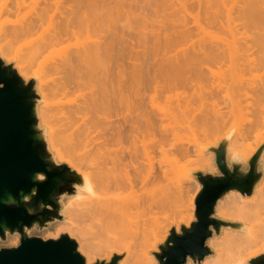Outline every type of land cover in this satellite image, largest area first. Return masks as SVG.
I'll return each mask as SVG.
<instances>
[{"label":"bare ground","instance_id":"1","mask_svg":"<svg viewBox=\"0 0 264 264\" xmlns=\"http://www.w3.org/2000/svg\"><path fill=\"white\" fill-rule=\"evenodd\" d=\"M149 1L153 0H0V57L10 56L15 52L14 67L18 75L24 79H27L34 66L39 64L38 70L35 71L38 75L37 89L44 104L39 105L38 109L35 107V116L40 118V124L47 129V150L53 153L55 160L67 162L79 176V181L75 184V193L68 198L66 207L62 208L60 204L63 224L60 231L69 229L64 222L69 215L98 221L99 237L102 242L100 252L110 254L124 252L118 264H157L152 254L156 249V243L160 241L156 217L150 218L148 227L142 223L133 228L128 219L131 208L126 203L129 195L140 192L148 183L153 187L151 204L156 203L159 178L151 159L146 156L145 137L157 136L161 141H168L175 136V130L170 125L172 122L181 117L184 123L187 122L189 125L190 121L204 119L210 110L212 111L209 117L205 118L206 124L209 123L207 120L211 119L210 127L217 129L220 124L226 123L224 114L222 115L218 108L205 111L206 115L202 114L204 118H200L201 115L195 116L196 113L192 110L194 108L190 106L193 102L192 97H184L176 101L174 106L166 109L156 104L154 99L158 95H163L168 101L170 95L167 94L178 85L179 76H183V83L191 89L193 79L192 75L188 74L191 71L193 74V70L194 74L204 73L201 66L205 59L212 61L213 67L217 66V68L218 63L222 66L228 61L232 70L236 71L235 68L240 65L239 61H244L245 56L247 58L251 46L258 45L260 49L256 47L261 50V55L256 50V53L253 52L256 63L255 59H252V52L245 60L249 69L256 64L260 67L264 66L263 0L239 2L241 4L237 8L238 11L240 10L238 19L241 18L240 22L244 23L242 32H238L234 25H230L232 21H230L231 11L228 4L229 7L224 6L229 11L225 14L224 32L221 30L222 27L220 28L224 35L226 34L224 37H216L217 39H212L214 40L212 42L209 38L208 47H202L199 52L193 50V53L186 56L182 55L184 49L182 52L176 51L177 55L180 53L179 58L175 57L174 53L170 60L171 54H169L167 58L165 56L167 60L164 62L159 61L161 52L157 51V44L163 40L160 44L161 50L166 48V42L170 40V36H173L176 28H179L173 23L174 21H170L173 18L175 20L176 16L177 22L181 25L184 19H181L182 14L178 16V11L185 9L186 1L184 3L181 0H159L156 4V0L150 2L152 7ZM210 1L196 0L198 6L196 7L202 9L199 14L203 15L204 22H209L206 25L210 24L211 27L212 21H216L219 19L217 17L224 13L220 14L222 10V12L210 11ZM144 4H148L147 6L151 8L154 19L159 12L163 14L164 21V16H172V19L168 17L170 18L168 19L170 24L167 22L168 27L159 30L155 27L146 33L143 26L146 14ZM219 4L224 5V0H220ZM175 5L179 6V10L174 8ZM175 12L177 14H174ZM242 19L244 22L241 21ZM157 21L154 20V23ZM196 22L200 29V23ZM133 24L138 27L137 33L131 32ZM160 25L157 28H160ZM244 27L247 28L244 30ZM249 27L251 30L248 29ZM134 31L136 32L135 27ZM180 31H177L178 34L184 36V30ZM186 36L189 38L190 35ZM186 36L184 39H188L185 38ZM254 37L255 41L252 39ZM178 40L175 38L174 41L177 43ZM202 40H199L200 43L204 42ZM133 41L137 42L139 49H134L136 44H133ZM146 41L150 42L151 49L146 47L149 55L142 58L144 51L142 54L139 51L144 49L146 44L143 45L142 42ZM164 41L165 48H163ZM193 41L191 40V46L196 44H193ZM168 43L172 44L171 40ZM14 44L21 45L16 49V46H12ZM22 46L24 47L21 48ZM166 51L163 54H166ZM140 59L141 61L138 62ZM34 60L36 64L33 66ZM30 67L31 72L28 70ZM207 68L203 67L205 70ZM208 71L213 73V69ZM258 86L256 93L264 96V78ZM255 100L253 99V103ZM258 102L260 103V101L255 102L257 112L254 111L256 114L253 115V121L246 128L248 132L264 125V105L259 107ZM193 104L196 105L195 102ZM195 122L198 123L196 120ZM195 122L193 121V124ZM42 134L44 138V131ZM65 134L71 136L67 137ZM74 136L77 140H74ZM63 137L67 143L62 139ZM70 139L74 141L71 142ZM61 144L65 148L61 147ZM67 144L68 147L70 146L68 149H66ZM75 148L80 150L77 151ZM183 153L188 154V151L184 149ZM145 165L147 171L143 172ZM197 188L199 189L200 186ZM223 196L216 202L215 209L220 218L235 222L236 228L225 227L220 238H209L208 246L211 248V254L207 255L201 264H247L248 257L260 251V248H254L255 244L264 241V179L253 189L250 196L239 192H230L229 195ZM154 205L151 208H154ZM191 220L189 219L184 225L188 226ZM8 235L9 233L6 232V236ZM77 248L85 256V264H90L97 255L84 238H80Z\"/></svg>","mask_w":264,"mask_h":264},{"label":"rangeland","instance_id":"2","mask_svg":"<svg viewBox=\"0 0 264 264\" xmlns=\"http://www.w3.org/2000/svg\"><path fill=\"white\" fill-rule=\"evenodd\" d=\"M155 1L156 0H153L152 2H155ZM185 1H186V3H185ZM211 1L209 4V5H211L210 11L214 12L215 10L216 11L219 10V12H220L222 10L223 12L221 11L222 13H220V14L224 13L221 16L219 15V12L217 13L219 15L217 18H219V19H216V21H212V23L210 22L211 27H210V24L206 25L209 22L208 23L204 22V18L202 19L203 15L199 14V13H201L202 9L200 10V8H197L198 6H197L196 0H192V2H191V0H181V2H184L186 4L185 9L183 11L181 10L182 12L179 10V6H177L178 7L177 8L175 5L174 8L179 10L178 16L182 14L181 19H184V20H182L183 22L181 23V25H179V23L177 22L178 20H176V18H177L176 16H175L176 22H175L174 18H173V20L170 21V22L174 21L173 23H176L179 26V28H176L177 30L174 32L173 36H170V40H171L172 44L168 43V42H170V40L166 42V48H167V46H169L168 51H166L167 49L165 48V41L163 44L164 47L162 46L163 48H165V49L162 48L163 51L161 50V45H160V44H162L161 42H163V40L158 42V43H160V44H157L158 47L156 45L157 51L161 52L160 58L161 59L164 58L163 60L160 59L159 60L160 62L161 61L164 62V60H167V59H165V56L167 58L169 56V54H171L169 56L170 60L172 59L171 56H173L174 53H175L174 56L175 57L178 56V58H179L180 53L177 55L176 51L178 53L179 51L182 52L185 50L184 53L182 52V55H185V56L187 54L193 53L194 51L199 52L198 51L199 49H201L204 46H207V44L210 42L209 38L211 39V42H212L215 39L219 38V36L224 37L226 35V34L224 35V33H223L224 32L223 30L225 29V22H226V21H224V20H226L225 14L229 11H231V12H229V13H231L229 15H230V21H232L230 23V25L231 26L234 25L233 27H235L238 30V32L243 31V26H244L243 24L244 23L242 24V22H240L241 18L238 19L239 18L238 15H239L240 10L239 11L237 10V8H239L238 5L241 4V3H239V2H241V0H237L238 4L236 3V0H235V2H234V0L233 1L232 0H224V5L219 4L220 0H211ZM217 1H218V3H217ZM150 2L151 1H149V4L152 3V2L151 3ZM158 2H159V0H157V2H155V3L158 4ZM143 3H145V2H143ZM232 3H234V4H232ZM142 4H141V6H142ZM189 4H190V6H189ZM214 4H215V6H214ZM228 4L230 5V7ZM147 5L144 4V6H143L144 10L146 12V14L144 16L145 21L143 23V26L145 27V30H146L145 32L149 33V30H152L155 27H156L155 29H158V30L167 28L168 27L167 22H169V20L172 16L171 17L170 16H167V17L164 16L165 21H166L165 22L163 17H162L163 14L159 12L160 15L158 13L157 16L155 15L156 17L154 19V15H153V13H151L152 10ZM212 6H214V8ZM224 6L229 7L230 10L227 11L226 7L224 8ZM232 6H234V7H232ZM151 7H152V4H151ZM231 7H232V9H231ZM197 13H198V15H197ZM174 14H177V12H175ZM158 15L160 16L159 19H158V17H159ZM235 15H236V19H235ZM148 17L151 19H148ZM161 17H162V19H161ZM168 17H170V18H168ZM178 18H180V17H178ZM232 18H234V19H232ZM154 20L155 21L158 20V21L154 23ZM217 20H218V22H217ZM196 21H198V23H200V29L201 30L197 26ZM241 21H243V19ZM170 22H169V24H170ZM223 22H224V24H223ZM146 23H148V24H146ZM221 24H223V25H221ZM241 24H242V26H241ZM159 25H160V28H157V27H159ZM163 25H164V27H162ZM132 26H133L132 27L133 29L131 30V32L137 33L138 27L136 26V24H133ZM201 26L203 28H201ZM205 26H207V27H205ZM216 26H217V29H215ZM134 27H135L136 32L134 31ZM218 27H219V29H218ZM205 28H206V31H208L207 34L205 31ZM220 28L223 32L220 30ZM245 28H247V27H244V30H245ZM187 29H188V31H187ZM248 29H250V27ZM147 30H148V32H147ZM178 30L179 31L184 30V32H185L184 36L190 35L189 38L186 36L185 38H188V39H184V36H182L180 33L178 34V32H177ZM197 31L199 34H197ZM188 32H189V34H188ZM166 33L167 34L169 33L168 30L166 31ZM166 33H165V35H167ZM203 33H205V34H203ZM208 33H210V34H208ZM225 33H226V31H225ZM246 33L248 34V31ZM175 34H177V36ZM174 35H175V37H174ZM179 35H181L183 38H181V36H179ZM197 35H199V36H197ZM214 35H216V36H214ZM250 35H248V37ZM213 36H214V38H213ZM177 37L180 38V40H178ZM175 38H176V40H178L181 43H179L178 41L176 43V41H174ZM200 39L201 40L203 39L202 41H204L203 42L204 45H203V43H200L201 42V41H199ZM212 39H214V40H212ZM252 39L255 41L256 38L254 37ZM185 40H187V42ZM191 40L192 41L194 40L193 44L194 43H196V44L191 46V44H192ZM197 41L199 42L198 44H197ZM16 42H18V40H16ZM185 42L187 43L186 45L184 44ZM167 43H168V45H167ZM133 44H136L138 46L137 42L135 43L133 41ZM142 44L143 45L146 44L147 46L144 45V49L142 48L143 49L142 51L141 50L140 51L134 50V51H139L141 54L144 51L143 57L141 55V57L144 58V57H147L146 55H149L148 53H149V50L151 49V47H150L151 44H150V42L148 43L147 41L142 42ZM142 44H141V47L143 46ZM199 44H202V45H199ZM18 45H21V44H16V45L14 44L12 46H16V49H18L17 47H20ZM136 45H134V49H136V48L139 49V46L135 47ZM159 46H160V48H159ZM256 46L258 47V45H255L254 47L251 46L252 48H250L251 49L250 52H252V55H253V52L256 53L255 50L259 53L261 52V50L260 51L258 50L259 47L257 48ZM23 47L24 46H22L21 48H23ZM146 47L148 49L149 48L150 49L148 50V49H146ZM181 47H183V48H181ZM191 47H194V49H191ZM158 48L160 50H158ZM180 48H181V50H180ZM185 48H187V49H185ZM16 49H14V50H16ZM145 49L147 52L145 51ZM173 49H175V51ZM182 49H184V50H182ZM164 51H166V54H163ZM185 52H186V54H185ZM250 52H247V54L249 56L251 55ZM144 53H146L145 56H144ZM182 55H181V57H182ZM248 55H247V58L245 56L246 59H248V57H249ZM260 55H261V53H260ZM3 56L0 57V59L5 64L10 65L17 72L16 68L14 67L15 66V60H16V53L14 52V53H12V55L10 54V56L9 55L4 56V57ZM158 56H159V52L157 53L156 57L158 58ZM5 57H7V58H5ZM31 57H33V56H31ZM254 57H256V56L253 55V58L251 56V58L253 60L255 59L254 62L256 63V58H254ZM157 58H156V60H158ZM169 58H168V61H169ZM245 58H244L245 62L242 60L241 61L238 60L240 65L237 67L238 69L235 68L236 71L234 69H233L234 71L232 70L231 63L228 61L225 62L224 64H222V66L220 63H218L220 68H219V66L217 68L216 62H214L216 67H213V65L211 63L212 61H209L207 59H205V60L202 59V60H204V62L201 61V63L203 62L202 63L203 65L200 63L202 65L201 66L202 69L200 67L199 68L205 72L201 73V74H194L195 71L193 70V74H192V71L188 74V75H192L191 77L193 79V81H192L193 86L191 89L188 87V85H185L183 83V79H182L183 76H179L178 85L174 89H172V91H170L169 94H167V95H170V99L168 101L163 97V95H160V96L158 95L154 99V102L156 104H159L161 107L166 109L169 106H171V107L174 106L176 101L182 100L184 97H187V98L192 97L191 100L193 102H191L192 104L190 106H193L192 108H194V109H192V110H194L196 114L198 113V115L195 114V116L199 117L201 115L200 118H204V117H202V114H204L205 111L207 112L210 108L211 109L218 108L219 110L218 109L217 110L221 111L222 115L224 114L223 115L224 122H226V123H223L224 125L220 124V127H218L216 129L215 127L214 128L210 127V125H209L211 122V119H210V120H207V122L209 121V123H207L209 125L208 126L206 124L205 118H206V116H207V118L209 117L208 115L212 111V110H210V112H207L208 115H206V113L203 115V116L206 115L204 119L200 120L198 118L199 121L197 119H195L198 122L197 124H196L195 120H193L195 122V124H193V121H190V123H192L193 125H190V123H188L189 125H187V122L184 123V120L181 117H180V119L178 118L176 121L172 122L170 125H172V127L175 130V136L172 137L168 141H163V140L161 141L158 139L157 136H155V137L146 136L145 137L146 156L151 159L152 164L154 166V169L158 172L159 186H158V190L156 193V195H157L156 203H155V205L151 204L152 203L151 196L153 194V187L151 186L150 183L146 184L140 192L133 193V194L129 195L126 199V203L131 208L130 212H129L128 219H129L130 223L133 225V228L136 227L135 225L142 224V223L143 224L145 223L144 226L148 227L150 225V223H149L150 218H152L154 216L156 217L158 229H159V234H160V236H159L160 241L158 243H156V249L154 251H152V254L155 252H158V245L166 240L167 236L169 235V231L172 228H174V230L176 232H179V229L181 226L188 227L189 224L195 220V218H194V199H195V197H196V195L200 189V188L198 189L197 186H200V185L198 184L196 177L193 175V173L196 171H203L204 173H210L213 175L218 174V170L215 167V165L213 164V153L208 148L216 147L217 144L226 135H228L229 141H228V145H227V160L228 161H230V159L241 160L244 169H247V163H246L247 160L256 151V149L264 142V125H260L257 128V130L253 129L254 131L252 130L251 132H248L246 130L249 123L251 121H253V118H254L253 115L256 114V113L254 114V111L257 112V110H256L257 107L255 106V102L257 103V101H260V103L258 102L259 107L264 105V98H263L264 96H260L256 93L257 92L256 89L259 87L258 85H260V83L262 82V80L264 78L263 77L264 76V66L262 67V65H261V67H260L259 65L257 66V64H256V65H254L253 68L249 69L247 66L248 62H246ZM141 59L138 62H140ZM26 60H27V58H26ZM35 60H34L33 66L36 64ZM168 61H166V62H168ZM207 61H208V64H207ZM27 62H28V60H27ZM38 62H40V61H38ZM209 63H210V65H209ZM206 64H207V66H206ZM142 65H143V63H142ZM30 66H32V64H30ZM38 66H39V64H36L34 66L35 68L32 67V69L34 68L33 69L34 72L31 70V67H30V69H28L29 71L31 70L32 72L30 71L31 73L27 79L22 78L20 75L19 76L25 82H27L31 79L35 80V88H36L38 96H39V101H38V106H39L41 104H44V101L42 100L40 93L38 92V89H37V81H38L37 76L38 75L35 71L38 70V68H39ZM208 66L213 67L212 68L213 73L208 71V70L212 71L211 68H209V69L207 68ZM235 66H237V65H235ZM203 67L207 68L206 70L209 72V74H207L208 72L205 69H203ZM254 90H255V92H254ZM255 94L257 96H255ZM198 95H199V97H198ZM195 98L197 101L198 100L199 101L197 102L195 100ZM257 98H259V100H257ZM253 99H256L254 103H253ZM51 101H53V100H51ZM194 102L196 103V105L193 104ZM199 102H203V103L200 104ZM211 105H213V106H211ZM38 106L36 107L37 109H38ZM230 107H231V110H230ZM200 111H202L201 114L199 113ZM229 111H231L232 113L230 114ZM224 112H227V113H224ZM193 115H194V113H193ZM225 117H226V119H225ZM38 119H39L40 127L44 129V134H45L44 138H45V141L47 143L46 146H48L47 129L43 125L40 124V118H38ZM198 124H201V125H198ZM204 125H206V126H204ZM212 125L213 124L211 123V126ZM65 135L68 137L69 134L68 135L65 134ZM69 136H71V134ZM73 138L75 140L77 137L75 138V136H74ZM62 139L65 140V143H67V141L64 137ZM74 140H71V142ZM160 142L162 144H160ZM75 143H77V141ZM63 144H61V147L65 148V146H63ZM66 147H67L66 149H68L70 146L68 147V144H67ZM76 147H77V145H76ZM73 148H74V146H73ZM78 148H80V147L78 146ZM184 149H186L188 151V154L183 153ZM79 150H77V151H79ZM75 154H76V152H75ZM78 154H80V153H78ZM72 155H73V153H72ZM55 162L57 164L64 163L67 166H69V164H67V162H65V161L55 160ZM70 168H72V167H70ZM259 169L262 170V177L260 179V181H261L264 179V150H263L261 157H260V160H259ZM146 171H147V166L145 165L143 172H146ZM260 181L254 186V188L257 187V185L260 183ZM230 192H237V191L230 190V191H227L226 193H224L223 194L224 196L223 195L222 196L225 197L226 195H229ZM68 198H69L68 196H63L61 198L62 202H60V204H62V206H63L62 208L66 207L65 203L69 200ZM153 205H154V208H151ZM64 216H66V215H64ZM213 216L216 218H219L223 221L233 222V221H230V219L220 218L218 216L216 209H215V206H214ZM189 219H192V220L190 221L188 226H185L184 224H186L189 221ZM64 222L66 223V225L68 226L69 229L65 228V230L60 231V228L62 227L63 224L61 223V221H54V222L50 223L46 228L31 229L28 232V235L29 236H36V237H39L43 240H46V239H55L60 234H67L69 238L73 239L76 242L77 246H78V241L80 240V238H84L86 240V242L90 245V247L93 249V251H95L97 253V255L91 261L90 264H94L96 262H108L113 255H119V256H121V259L124 256V252H122V251L118 252V253L113 252L112 254H110L108 252H104V253L100 252L102 242H101V238L99 237L98 221H95V220L89 221L84 217L69 215V216H66V220ZM224 229H225V227H223L221 229V231L218 235H213L211 238H213V237L220 238L221 235L224 233ZM9 235L6 238L0 240V248L13 247L19 243V236L17 234L11 235V236H9ZM208 240L206 241L207 246H208V242H209ZM208 248L211 249L209 246H208ZM254 248L255 249L260 248V251L257 252L256 254L248 257V259L246 260L247 264H250L249 261L251 259L264 255V241L257 242L255 244ZM77 251H78V248H77ZM78 253L81 256H83V258L85 260L84 254L80 251H78ZM203 262H204V259L201 262H199L198 264H201ZM186 264H197V263L191 262L190 260H188Z\"/></svg>","mask_w":264,"mask_h":264},{"label":"water","instance_id":"3","mask_svg":"<svg viewBox=\"0 0 264 264\" xmlns=\"http://www.w3.org/2000/svg\"><path fill=\"white\" fill-rule=\"evenodd\" d=\"M38 101L35 80L25 82L0 59V240L7 237L6 232L19 236L16 246L0 248V264H85L76 242L67 234L46 240L28 235L31 229L62 220L61 198L72 196L79 181L76 170L57 164L47 150L44 130L35 116ZM228 141L226 135L216 147L208 148L217 175L193 173L200 185L194 199L195 220L188 227L181 226L179 232L169 231L153 253L157 264H186L188 260L198 264L211 254L206 245L209 238L223 227L236 228L235 222L214 217V206L230 190L252 194L262 177L259 160L264 142L244 169L241 160H227ZM120 259L113 255L108 262L94 264H117ZM249 263L264 264V255Z\"/></svg>","mask_w":264,"mask_h":264}]
</instances>
